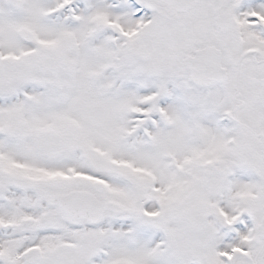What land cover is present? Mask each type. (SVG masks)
Masks as SVG:
<instances>
[{"label":"snow or ice","instance_id":"1","mask_svg":"<svg viewBox=\"0 0 264 264\" xmlns=\"http://www.w3.org/2000/svg\"><path fill=\"white\" fill-rule=\"evenodd\" d=\"M0 264H264V0H0Z\"/></svg>","mask_w":264,"mask_h":264}]
</instances>
